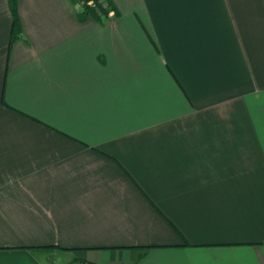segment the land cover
Instances as JSON below:
<instances>
[{
    "label": "crops",
    "instance_id": "0c3cea01",
    "mask_svg": "<svg viewBox=\"0 0 264 264\" xmlns=\"http://www.w3.org/2000/svg\"><path fill=\"white\" fill-rule=\"evenodd\" d=\"M107 1L0 0V264H264V0Z\"/></svg>",
    "mask_w": 264,
    "mask_h": 264
},
{
    "label": "trees",
    "instance_id": "16d2710c",
    "mask_svg": "<svg viewBox=\"0 0 264 264\" xmlns=\"http://www.w3.org/2000/svg\"><path fill=\"white\" fill-rule=\"evenodd\" d=\"M79 5L76 18L84 21L87 18L96 20L110 19L116 15L114 7L106 0H73ZM11 13V36L10 41L22 37V25L18 14V0H7Z\"/></svg>",
    "mask_w": 264,
    "mask_h": 264
}]
</instances>
